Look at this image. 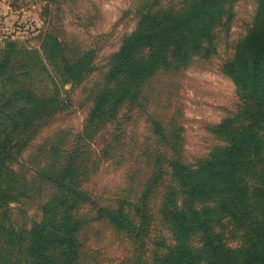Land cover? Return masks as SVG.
Masks as SVG:
<instances>
[{
    "label": "rangeland",
    "instance_id": "obj_1",
    "mask_svg": "<svg viewBox=\"0 0 264 264\" xmlns=\"http://www.w3.org/2000/svg\"><path fill=\"white\" fill-rule=\"evenodd\" d=\"M182 6L183 0H158V5L152 0H0V134L1 139L9 138L13 155L0 165V251L8 249L3 228L27 231L33 221L41 220L44 205L54 194L39 172L68 162L76 166L77 182L95 203L83 204L76 211L89 219L78 233L77 264L148 263L162 254L155 251L159 237L173 244L161 212L167 194L175 187L169 162L195 165L225 145L210 127L234 114L240 100L222 67L250 28L256 0L234 3L231 20L215 30L212 56L196 57L185 68L159 72L143 87L141 106L124 104L112 120L85 127L95 95L105 84L109 57L135 28L140 13ZM45 34L64 43L71 57L92 51L93 70L80 83H62L47 60L51 78L32 67L27 80L34 95H51L57 83L63 108L10 134L13 126L8 114L23 100L13 89L25 76L20 75L24 69L20 65L17 69L15 60L13 65H5L7 45L14 41L17 47L35 50L43 57ZM34 59L31 55L29 63ZM10 72L16 75L11 78ZM144 194L148 232L142 242L106 221L91 220L98 206H107L122 207L137 223L134 203ZM215 230L228 246L239 245L240 234L228 220ZM191 244L199 245L197 235ZM16 252L15 248L9 254Z\"/></svg>",
    "mask_w": 264,
    "mask_h": 264
},
{
    "label": "trees",
    "instance_id": "obj_2",
    "mask_svg": "<svg viewBox=\"0 0 264 264\" xmlns=\"http://www.w3.org/2000/svg\"><path fill=\"white\" fill-rule=\"evenodd\" d=\"M152 1L158 5V0ZM237 1L183 0L179 9L140 13L135 28L109 57L105 84L95 95L85 129L112 120L124 104L141 106L143 87L159 72L185 68L196 57L212 56L216 51L215 30L231 20ZM256 4L250 28L222 67L240 100L234 114L210 127L225 145L195 165L169 162L175 187L167 194L161 212L173 244L159 237L155 251L162 254L140 264H264V0H256ZM41 48L43 57L35 50L17 47L14 41L7 45L5 65H13L15 60L17 69H24L20 75L25 76L13 89V94L18 91L23 100L8 114L13 126L10 134L22 132L34 119L63 108L55 82L51 95H34L27 80L32 67L49 77L47 60L62 83H80L93 70L94 54L90 50L71 57L64 43L52 34L43 36ZM10 53L17 56L11 59ZM31 55L35 59L30 64ZM15 75L10 72L11 78ZM11 148L9 138L1 139L0 134L1 166L13 158ZM76 173L71 162L39 172L41 181L49 183L54 194L44 205L41 220L33 221L27 231L3 228L8 249L0 251V264H77L78 233L89 219L76 211L83 204L95 203L80 187ZM146 199L144 194L139 199L142 205L134 203L137 223L122 207L107 206H98L91 220L106 221L142 242L148 232ZM225 219L240 234L236 247L228 246L215 230ZM196 235L198 246L191 244ZM15 248L16 255L9 254Z\"/></svg>",
    "mask_w": 264,
    "mask_h": 264
}]
</instances>
